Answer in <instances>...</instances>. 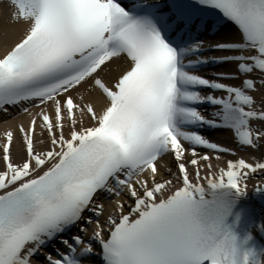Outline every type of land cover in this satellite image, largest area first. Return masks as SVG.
Returning a JSON list of instances; mask_svg holds the SVG:
<instances>
[{
    "label": "snow or ice",
    "instance_id": "obj_1",
    "mask_svg": "<svg viewBox=\"0 0 264 264\" xmlns=\"http://www.w3.org/2000/svg\"><path fill=\"white\" fill-rule=\"evenodd\" d=\"M9 3L0 113L31 119L18 161L12 130L0 144V264H264L246 203L264 157L212 172L236 153L202 131L264 148V0ZM253 191L264 206V183Z\"/></svg>",
    "mask_w": 264,
    "mask_h": 264
},
{
    "label": "bare ground",
    "instance_id": "obj_2",
    "mask_svg": "<svg viewBox=\"0 0 264 264\" xmlns=\"http://www.w3.org/2000/svg\"><path fill=\"white\" fill-rule=\"evenodd\" d=\"M13 9L9 3V0H0V37H2L4 31L7 29L9 31H18L20 26L16 25L12 22L11 20V13H12ZM210 39V38H209ZM3 51V47L2 44H0V54H2ZM205 55H220V53L217 52H209L206 53ZM212 67H216V66H207V68L204 69V71L202 72V74L204 75H208L209 77H211V74L214 72H218V71H224L225 69L217 66L218 68L213 69ZM221 68V69H220ZM115 73H111L109 75V78L111 77V75H114ZM235 83H239L238 81H236ZM216 95H221V93H215ZM206 108V114L208 112H212L214 109L212 108L211 111L209 109H207L208 107L205 106ZM36 111H38L37 109L33 108L32 112L35 113ZM31 116L28 113H22L20 112L18 109H10L8 114L5 113H0V144H2L5 141V132L8 130H12L15 133V137H14V146L12 148V156L13 159L18 161L22 155V147H21V143H20V134L17 131L19 125L21 123H23L25 126L28 125V123L30 122ZM39 123V121H38ZM256 125H254L255 127ZM215 129H209V128H205L203 129V134L209 138L210 140H212L213 142H217V140L222 139L224 142L229 143L230 145H232V150L233 152L236 153V155H231L228 154V158L225 160L224 162V158L221 156L220 160H216L213 159L211 161L213 168H212V172H219L220 168H227V161L228 160H236L239 158H244L246 160H248V162L250 163H254L253 158H250L247 154H251L254 150L247 148V147H242L238 144V142L236 141V138L234 137L233 133L229 130H222L224 132V134L222 136H219L217 133H213L212 131H214ZM40 128L37 127V136L36 139L37 141L43 139L45 141V144L43 145H39L38 147L41 148H45L47 147V134L45 133L44 136H40ZM220 134V133H219ZM264 143V142H262ZM218 144H220L222 147H226L223 143L219 142ZM204 149L203 148H198L197 151L201 152L202 154H204L205 152H202ZM254 155V152L253 154ZM2 150H0V170H3L4 168V162L2 160ZM210 156L215 157L213 154H210ZM264 157V155L262 156ZM191 156L190 154L186 153V162L190 161ZM261 160V159H260ZM259 160V162H260ZM162 164H166L167 168H171V171H176L177 172V168L176 165L173 161V158L171 156H167L165 158L164 161H161ZM174 167V169H173ZM201 167H202V175H207L209 174V170L207 169V167L204 165V162H201ZM189 170L190 172L193 171L192 166L189 164ZM164 174H168V172L166 171L165 168H162L161 170V175L165 176ZM254 176V175H253ZM253 176H251V178H249L247 180V184H248V201H246L247 204H250L253 209H254V216L255 219L257 221H259L262 217H264V206H262V201L261 199H255L256 195L254 194V188L256 187V185L264 183V178H261V180L254 178ZM263 180V181H262ZM111 210L110 206H106V211L104 215H108V212ZM103 218V217H102ZM105 218V216H104ZM91 235V233L89 234ZM258 238H261L264 240V237H261L259 235V233H256ZM97 248V251H99V247L95 246Z\"/></svg>",
    "mask_w": 264,
    "mask_h": 264
},
{
    "label": "rangeland",
    "instance_id": "obj_3",
    "mask_svg": "<svg viewBox=\"0 0 264 264\" xmlns=\"http://www.w3.org/2000/svg\"><path fill=\"white\" fill-rule=\"evenodd\" d=\"M223 132V131H222ZM220 133V136H222L223 134H224V132L223 133ZM219 142H221V143H223V144H225V146L227 147V148H229L230 150H232V145H230L229 143H226V142H224L222 139H219V140H217V142L216 143H219ZM202 152H205L206 154H208V155H210V154H213L214 156H216L217 155V153H215L214 151H212V150H206V149H204ZM253 152H254V155H252L253 154ZM251 154L249 153V154H247L250 158H253V161H254V163H256V162H259V160L261 159V157L264 155V148H261L259 151H253ZM224 159V162H225V160L228 158V154H220ZM173 169H174V167H173ZM175 170V169H174ZM172 171V174L173 175H175L176 174V171ZM165 176H163L164 178H172L171 176H169L168 174H164ZM254 178H257V179H259V180H261V178H264V174H259V175H254L253 176ZM263 181V180H262ZM125 199H127L126 197H125ZM128 203H132L130 200H128L127 201ZM105 216V218H106V216L107 215H104ZM101 219H104V217L103 218H101ZM94 227V226H93ZM89 233H91V227L89 228Z\"/></svg>",
    "mask_w": 264,
    "mask_h": 264
}]
</instances>
